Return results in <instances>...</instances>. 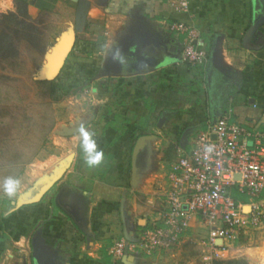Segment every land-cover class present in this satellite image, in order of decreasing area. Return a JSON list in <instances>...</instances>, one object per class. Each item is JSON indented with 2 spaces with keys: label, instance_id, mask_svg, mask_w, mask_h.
Here are the masks:
<instances>
[{
  "label": "crops",
  "instance_id": "obj_1",
  "mask_svg": "<svg viewBox=\"0 0 264 264\" xmlns=\"http://www.w3.org/2000/svg\"><path fill=\"white\" fill-rule=\"evenodd\" d=\"M25 1L34 9H51L63 1L75 12L77 7L72 0ZM89 1L87 24L81 36L75 34L57 77L65 82L74 78L81 79L80 83L91 81V102L78 111L72 125L84 126L97 150L103 151L104 160L89 167L84 135L78 130L63 137L58 132L63 125L70 128L71 122L60 125L55 131L69 148L67 155L58 157L59 168L73 155L70 165L40 201L0 216V264H36L33 240L45 264H104L105 245L124 238L115 216L120 215L123 196L127 210L131 154L138 137L155 136L149 143L151 149L164 142V134L178 136L177 143L187 151L208 122L228 109L232 121L264 129V90L250 82L264 69V56L257 61L260 66L249 61L264 53V48L260 51L250 44L258 29L264 31V25L260 27L264 0H190L188 12L174 10L166 0ZM173 23L196 30L194 43L206 52L203 64L191 67L182 61L183 39L169 30ZM69 33H74V25ZM213 42L215 61L208 67ZM68 48L69 43L64 51ZM177 143L170 144L169 153L168 149L164 152L169 166ZM155 155L163 157V153ZM60 189V204L78 214L87 234L54 207V195ZM144 221L148 228L151 221ZM200 227L193 220L187 237L171 250L129 253L134 256L132 264H166L175 250L196 242L203 234ZM132 230L134 236L138 234ZM232 251L222 260L240 257Z\"/></svg>",
  "mask_w": 264,
  "mask_h": 264
},
{
  "label": "rangeland",
  "instance_id": "obj_2",
  "mask_svg": "<svg viewBox=\"0 0 264 264\" xmlns=\"http://www.w3.org/2000/svg\"><path fill=\"white\" fill-rule=\"evenodd\" d=\"M74 18L75 9L65 1L51 9H34L16 0L0 3V216L13 207L11 201L28 197L40 181L57 172L58 157L67 155L69 147L55 130L62 124L75 123L78 111L91 102V81L80 83L83 82L81 79L74 78L65 82L59 77L52 80L41 77L46 72L52 50L61 38L69 36ZM263 25L262 20L260 27ZM74 34L81 36L75 29ZM250 44L262 51L264 31L258 29ZM263 56L264 53L249 61L260 66L261 62L257 61ZM257 74L250 82L264 90V69ZM164 136V142L153 144L154 148L149 149L140 179L127 191L129 222L137 233L145 229L142 228L145 221L138 220L151 221L162 208L169 169L164 152L170 144L180 141L178 136ZM155 153H163V157L159 158ZM12 179L19 180V190L15 196L7 197L3 194V185ZM115 225L121 234L119 212L115 216ZM112 244L107 243V246ZM188 245L175 250L166 264H201L197 243ZM232 250L233 256L244 258L248 264H264L263 230L240 236Z\"/></svg>",
  "mask_w": 264,
  "mask_h": 264
},
{
  "label": "built area",
  "instance_id": "obj_3",
  "mask_svg": "<svg viewBox=\"0 0 264 264\" xmlns=\"http://www.w3.org/2000/svg\"><path fill=\"white\" fill-rule=\"evenodd\" d=\"M178 12L190 10V0H166ZM183 35L181 59L191 67L206 61V52L194 43L197 32L183 23L168 26ZM232 110L209 121L192 140L187 151L175 147L162 194V208L150 226L135 237L110 247L111 257L120 260L128 253L151 255L177 247L197 220L203 234L196 243L201 264L222 260L240 237L264 232V129L231 120ZM211 146L212 151L206 148ZM247 201L234 199L232 192ZM249 208L246 211V208Z\"/></svg>",
  "mask_w": 264,
  "mask_h": 264
},
{
  "label": "water",
  "instance_id": "obj_4",
  "mask_svg": "<svg viewBox=\"0 0 264 264\" xmlns=\"http://www.w3.org/2000/svg\"><path fill=\"white\" fill-rule=\"evenodd\" d=\"M77 3L76 7V12H75V18H74V29L77 32H82L83 29L85 28L87 24V13L90 8V1L89 0H72ZM75 39V34L70 33L69 36L63 37L59 40V45L52 50L51 55L48 59V66L46 68V72L41 76L43 80H52L56 78L62 68V66L65 63V60L67 56L69 55L73 43ZM69 43V49L68 52L66 53L62 64L60 68L58 69L57 73L53 77H49L52 73L53 68L55 67L58 59L60 58L64 47L66 44ZM215 53H216V47H215V42L212 43L210 53H209V61H208V67L214 65V59H215ZM71 127L68 128L66 126H62V130L58 132L59 134L63 136H67L71 133L75 134L78 132L79 128L82 126V124H76L75 126L70 124ZM67 134V135H65ZM155 136L153 135H142L138 137L136 140L133 149H132V154H131V185L132 187L134 186L135 183L140 179V173L142 171L143 165L145 164V156L149 153V143L151 140H153ZM73 155H71L66 162H64L61 167L55 172L50 178H46L45 180L40 181L36 186V190L31 193L28 197H24L16 202L12 201L13 207L9 210L14 211L18 209L19 207L27 204H32L40 201L42 197L50 190V188L60 179V177L63 175L65 170L68 168L70 165V162L72 160ZM61 189L57 192L54 198V204L62 211L64 212L67 216H69L74 224H76L82 232L87 234V231L85 228L82 226V219L78 221V214H73L72 212L68 211L59 202L60 194H61ZM120 218L122 222V233L124 236V239L128 242H137V238L133 234L132 226L131 223L129 222L130 219L128 217V211L125 208V200L124 196L121 199L120 202ZM144 221L143 219H140L139 222ZM33 246V258L35 259L34 263L36 264H45L42 259L39 257V247L37 246L36 240H33L32 242ZM134 256L130 255L128 253L127 248L124 251V255L121 257L120 262L117 264H132Z\"/></svg>",
  "mask_w": 264,
  "mask_h": 264
},
{
  "label": "clouds",
  "instance_id": "obj_5",
  "mask_svg": "<svg viewBox=\"0 0 264 264\" xmlns=\"http://www.w3.org/2000/svg\"><path fill=\"white\" fill-rule=\"evenodd\" d=\"M79 132L84 135L85 142H86V150H87V157H86V164L89 167H97L99 166L104 160V153L101 150H97L96 144L94 140H90L88 138L87 133L85 132V128L82 125L79 128ZM207 152H211V146L206 148ZM19 180L12 179L10 181H6L3 185V194L7 197H13L16 195V192L19 190ZM11 185V187H10Z\"/></svg>",
  "mask_w": 264,
  "mask_h": 264
},
{
  "label": "trees",
  "instance_id": "obj_6",
  "mask_svg": "<svg viewBox=\"0 0 264 264\" xmlns=\"http://www.w3.org/2000/svg\"><path fill=\"white\" fill-rule=\"evenodd\" d=\"M16 1L27 5L25 0H16ZM180 39H183L182 35L180 36ZM169 150L170 149L167 150V153H169ZM232 196L234 199H242L244 201H247L245 196L239 195L235 191L232 192ZM54 207L57 208L56 205H54ZM144 227H142V228H144ZM110 259H111V252L109 251V247L107 245H105L104 250H103L102 262L104 264H113V262H111ZM213 264H248V262L244 258H234V259H228V260L215 261Z\"/></svg>",
  "mask_w": 264,
  "mask_h": 264
},
{
  "label": "bare ground",
  "instance_id": "obj_7",
  "mask_svg": "<svg viewBox=\"0 0 264 264\" xmlns=\"http://www.w3.org/2000/svg\"><path fill=\"white\" fill-rule=\"evenodd\" d=\"M70 46V45H69ZM69 49V48H68ZM68 52V50L67 51H64L63 50V52H62V54H61V56H60V58L58 59V61H57V63H56V65H55V67L53 68V70H52V74L49 76V77H53V76H55L56 75V73H57V71H58V69L60 68V66H61V64H62V61H63V59H64V57H65V55H66V53Z\"/></svg>",
  "mask_w": 264,
  "mask_h": 264
}]
</instances>
